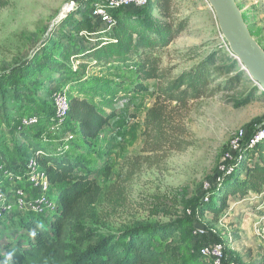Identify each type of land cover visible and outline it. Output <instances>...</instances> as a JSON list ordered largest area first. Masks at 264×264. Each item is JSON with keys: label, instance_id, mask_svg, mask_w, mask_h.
I'll list each match as a JSON object with an SVG mask.
<instances>
[{"label": "rangeland", "instance_id": "rangeland-1", "mask_svg": "<svg viewBox=\"0 0 264 264\" xmlns=\"http://www.w3.org/2000/svg\"><path fill=\"white\" fill-rule=\"evenodd\" d=\"M72 1L76 0H0V92L13 91L10 100H20L22 94L29 93L32 100L17 115H41L44 104L49 108L53 102L54 91L66 85L70 96L86 97L99 109L114 114L84 150L73 146L82 144L83 140L70 118L55 133L44 134L43 124L26 129L35 139L43 140L41 143L48 152L66 151L88 162L94 178L105 186L102 200L91 207L95 215L86 217L82 224L102 237L119 236L151 223H180L183 227L172 240L180 244L174 264L179 261L178 264H213L200 256L199 247L218 237L226 240L230 258L239 264L261 263L264 260V187L259 194L251 191L243 198L229 196L228 206L220 216L200 213L203 202L208 201L205 184L212 185V179L222 174L223 167L231 165H224L225 159L234 161L226 156L236 133L244 130L250 136L264 130V97L241 107L232 101L257 83L246 71V78L234 89L222 87L215 94L191 100L186 105L166 103L160 97L156 80L146 81L147 90L130 93L134 76L126 67L115 63L91 64L86 58L81 63L73 61L76 71L71 80L64 76L60 85L51 87L33 72L32 64L49 52L60 56L59 51L68 40L82 49L90 46L87 38L64 23L63 10ZM236 2L245 14L249 29L264 44V0ZM148 4L155 18H159L160 12L153 6V0ZM172 5L174 17L188 18L189 25L157 53L162 66L171 67L170 77H176L210 51L233 55L208 0H172ZM79 9L83 13L89 11L87 15L95 21L92 3ZM78 18L80 15L75 19ZM55 41L57 44H52ZM29 78L38 79L29 84ZM218 83L220 80L214 84ZM152 108V114L162 108L166 140H179L180 146L166 140L156 143L158 132L148 125L151 118L147 113ZM18 121L15 117L0 116V183H8L9 164L18 165L33 150L28 145L24 150L17 149L22 141L16 127ZM53 193L56 197L55 189ZM26 215L13 212L0 217V264L8 260L9 247L27 248L34 239L35 232L26 226ZM200 219L212 230L199 238L193 230ZM39 220L50 232L51 217ZM147 239L157 249L166 243L156 235H147Z\"/></svg>", "mask_w": 264, "mask_h": 264}, {"label": "trees", "instance_id": "trees-1", "mask_svg": "<svg viewBox=\"0 0 264 264\" xmlns=\"http://www.w3.org/2000/svg\"><path fill=\"white\" fill-rule=\"evenodd\" d=\"M149 6L150 4L114 10L115 23L111 28L102 27L104 23L98 18L90 20L92 17L87 15L89 11L83 13L78 6L64 18V23L71 25L73 31H79L82 38H87L90 46L82 49L68 40L59 51L60 56L49 52L38 58L32 64L33 72L47 85L54 87L61 84L64 76L71 80L70 77L76 71L73 64L75 60L81 63L88 58L91 64L96 65L115 63L126 67L134 76L130 93L137 94L147 90L146 81L154 79L158 82L160 97L164 102L183 105L191 100L213 95L222 87L234 89L246 78L247 72L235 56L216 50L207 53L176 77H170L171 67H163L157 53L185 31L189 20H177L174 17L172 0H153V6L160 12L159 18H155ZM79 15L80 19H75ZM243 16L246 20L244 13ZM251 33L256 37L252 31ZM258 42L262 46L259 40ZM52 44H57V41ZM37 79L29 78L27 83H36ZM218 80L220 84H214ZM12 93L14 94L7 89L0 92V116L4 119H19L24 116L17 115L20 113L19 109L32 100L29 93L22 94L20 100H10ZM261 97H264V89L255 84L232 101L235 106L241 107ZM48 107L44 104L41 115L34 113L40 117L39 124H43L45 130L54 115L53 102ZM152 112L153 108L147 113L151 118L148 125L157 130L155 139L159 143L166 140L167 133L163 132L165 117L162 108H158L153 114ZM113 116L114 114L99 109L86 97L70 96L68 119L75 123L83 140L82 144L75 143L73 146L83 150L89 147ZM37 125L16 126L19 138L22 139L17 149L24 150L28 145L29 149L33 148L32 153L41 152L39 161L49 176L52 188L56 190L59 209L50 216V232L40 222L41 216L26 215V226L36 235L27 248L9 247L8 260L4 264H174L178 259L180 244L178 241L173 243L172 240L183 227L180 223H151L125 231L119 236L105 234L102 237L96 236L82 224L86 217L95 215L91 207L102 200L105 186L97 182L88 162L82 158L61 150L48 152L46 145L41 143L43 140L35 139L26 130ZM166 141L178 146L182 143L173 139ZM227 153L234 161L225 159L224 165L231 163L233 170L229 174H222L219 181L212 179V189L206 199L208 201L203 202L200 207L201 215L212 212L215 216H220L228 206L229 196L243 198L249 191L260 193L264 187V137L255 147L245 145L240 151L229 148ZM27 159L22 158L18 165L10 163L9 171L19 170ZM249 160L255 161L254 164L247 163ZM198 221L196 228L205 223L201 219ZM147 235H156L166 243L157 249L150 244ZM220 239L218 237L216 240ZM206 243L201 244L199 250ZM200 256L202 257L201 254ZM259 264H264V260Z\"/></svg>", "mask_w": 264, "mask_h": 264}, {"label": "built area", "instance_id": "built-area-1", "mask_svg": "<svg viewBox=\"0 0 264 264\" xmlns=\"http://www.w3.org/2000/svg\"><path fill=\"white\" fill-rule=\"evenodd\" d=\"M150 0H76L72 1L63 10V17H66L78 6L85 3H92V11L95 18H98L111 28L115 23L114 10H121L128 7H144ZM76 5V6H75ZM62 17V18H63ZM82 35V34H81ZM93 35V34H92ZM77 63L79 61H76ZM75 68V65H74ZM69 87L63 86L54 91L53 105L54 115L47 123V128L43 132H58L68 120L70 109ZM40 123V117L35 114L24 115L19 118L18 124L21 127L35 126ZM264 137V130L247 136L244 130H239L231 142L233 150L240 151L243 143L250 147H255ZM41 152L32 153L25 163L16 171H7L8 183H0V217L17 212L20 214H35L41 217L51 216L59 209L57 197L53 195V188L45 168L39 161ZM231 158L230 154L227 153ZM228 159V158H227ZM233 166L223 167L222 174H229ZM221 174V175H222ZM220 175V176H221ZM220 176L216 179L219 181ZM207 190L206 199L212 189L210 182L204 186ZM212 230L206 223L193 230L194 235L205 236ZM214 231V230H213ZM230 247L224 238L206 243L201 246L199 252L203 258L210 260L213 264H239L230 258Z\"/></svg>", "mask_w": 264, "mask_h": 264}, {"label": "water", "instance_id": "water-1", "mask_svg": "<svg viewBox=\"0 0 264 264\" xmlns=\"http://www.w3.org/2000/svg\"><path fill=\"white\" fill-rule=\"evenodd\" d=\"M232 54L264 89V48L252 35L236 0H208Z\"/></svg>", "mask_w": 264, "mask_h": 264}, {"label": "crops", "instance_id": "crops-1", "mask_svg": "<svg viewBox=\"0 0 264 264\" xmlns=\"http://www.w3.org/2000/svg\"><path fill=\"white\" fill-rule=\"evenodd\" d=\"M256 39H257V37H255ZM259 40V39H258ZM262 46H264V44H262ZM251 191H249V193H250ZM253 192V191H252ZM256 193V192H255ZM259 194V193H258Z\"/></svg>", "mask_w": 264, "mask_h": 264}]
</instances>
